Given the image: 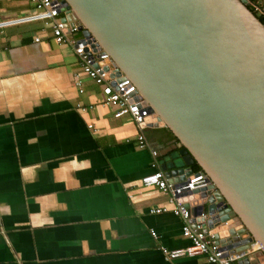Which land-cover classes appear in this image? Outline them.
<instances>
[{
	"label": "crops",
	"instance_id": "obj_1",
	"mask_svg": "<svg viewBox=\"0 0 264 264\" xmlns=\"http://www.w3.org/2000/svg\"><path fill=\"white\" fill-rule=\"evenodd\" d=\"M32 10L28 0H0V20ZM78 71L72 46L41 21L0 28V264H210L164 257L162 246L189 244L183 220L151 213L167 195L141 184L163 164L184 166L178 142L144 127L147 146L138 147L139 127L101 105L98 85L82 75L77 92Z\"/></svg>",
	"mask_w": 264,
	"mask_h": 264
},
{
	"label": "water",
	"instance_id": "obj_2",
	"mask_svg": "<svg viewBox=\"0 0 264 264\" xmlns=\"http://www.w3.org/2000/svg\"><path fill=\"white\" fill-rule=\"evenodd\" d=\"M65 20L104 50L167 127L183 165L163 164L169 182L197 163L209 184L194 190L205 227L264 264V22L245 0H61ZM173 177H175L173 179ZM222 242V241H221Z\"/></svg>",
	"mask_w": 264,
	"mask_h": 264
},
{
	"label": "built area",
	"instance_id": "obj_3",
	"mask_svg": "<svg viewBox=\"0 0 264 264\" xmlns=\"http://www.w3.org/2000/svg\"><path fill=\"white\" fill-rule=\"evenodd\" d=\"M33 5V10L22 16L0 20V28L29 21H41L50 28V35L58 44L69 43L76 54L79 71L74 74V85L78 93L84 92L83 76L100 87L101 105L112 108L113 117L129 116L139 127L136 135L138 147L147 146V139L142 132L147 127L148 119L152 118L143 99L140 97L136 86L123 74L117 75L118 68L113 65L110 56L95 45L90 36H85L79 29L76 20H65L66 14L61 10V0H28ZM247 6L264 22V6L255 0H245ZM40 37L35 36L34 41ZM88 105L78 104L80 110ZM94 129L92 124L88 125ZM152 155L157 156L158 151L152 150ZM159 166L158 162L154 163ZM141 184L144 187H156L167 195V205L150 208L151 213H164L171 211L180 217L182 222V236L189 240L185 247L160 250L168 260L184 257L203 255L210 264H239L247 255L260 249V245L253 241L249 248L238 250L233 244L225 241L227 237H217L215 227H205L207 221L206 209L193 210L199 207V194L194 190L206 187L209 184L207 175L200 170L193 171L184 180L169 182L164 171L158 167L155 171L142 176ZM151 235L156 237L155 231ZM222 241V242H221Z\"/></svg>",
	"mask_w": 264,
	"mask_h": 264
},
{
	"label": "trees",
	"instance_id": "obj_4",
	"mask_svg": "<svg viewBox=\"0 0 264 264\" xmlns=\"http://www.w3.org/2000/svg\"><path fill=\"white\" fill-rule=\"evenodd\" d=\"M260 20L263 21L262 18H260ZM164 128L169 132V134H170V136H171V139H173V140H175V141L178 142V139L172 134V132H171L169 129H167L166 127H164ZM178 150H179V148H176V149H174L172 152L177 154ZM192 169H193L194 171H197V170H200L201 168H200V166H199L197 163H194V164L192 165Z\"/></svg>",
	"mask_w": 264,
	"mask_h": 264
},
{
	"label": "rangeland",
	"instance_id": "obj_5",
	"mask_svg": "<svg viewBox=\"0 0 264 264\" xmlns=\"http://www.w3.org/2000/svg\"><path fill=\"white\" fill-rule=\"evenodd\" d=\"M167 128V127H166ZM148 129H151L150 127H148ZM168 129V128H167ZM146 130H147V128H146Z\"/></svg>",
	"mask_w": 264,
	"mask_h": 264
}]
</instances>
